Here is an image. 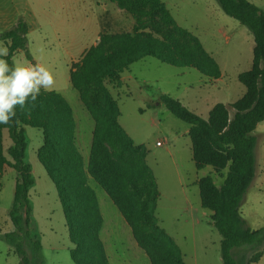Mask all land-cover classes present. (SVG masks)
Masks as SVG:
<instances>
[{"label": "trees", "instance_id": "trees-1", "mask_svg": "<svg viewBox=\"0 0 264 264\" xmlns=\"http://www.w3.org/2000/svg\"><path fill=\"white\" fill-rule=\"evenodd\" d=\"M110 1L133 15V31L102 32L99 43L89 48L70 71V84L79 91L81 102L95 122L88 163L76 145L73 110L56 91L41 89L35 107L31 102L24 109L17 107L14 120L0 124V168L8 166L17 173L8 212L13 229L0 233V238L13 247L18 264H44L42 234L31 202L36 178L26 158V127L42 133L37 158L58 194L74 264H111L100 237L104 220L90 179L105 191L131 227L150 264H185L178 245L157 223L160 195L146 164V149L136 145L120 126L117 102L104 83L120 87L123 73L148 57L176 68H193L215 79L221 76L220 66L199 38L176 24L162 0ZM216 1L226 15L246 26L254 37L252 67L238 77L246 87L245 94L230 105L216 104L207 120L178 99L163 95L160 100L190 126L188 135L196 169L210 166L216 174L227 170L220 186L211 175L197 182L201 206L212 213L213 225L222 236V263L258 264L264 256V227L250 228L241 206L257 174L254 132L264 121V11L249 0ZM27 34L28 25L22 18L0 33V40L9 48L10 65L11 56L20 50L31 60ZM5 131L12 142L9 158L3 147Z\"/></svg>", "mask_w": 264, "mask_h": 264}, {"label": "rangeland", "instance_id": "rangeland-1", "mask_svg": "<svg viewBox=\"0 0 264 264\" xmlns=\"http://www.w3.org/2000/svg\"><path fill=\"white\" fill-rule=\"evenodd\" d=\"M162 1L176 24L199 38L215 58L220 66V78L207 77L193 68L172 67L148 57L123 73L120 87L110 82L104 86L117 102L120 126L136 145L146 149V164L155 177L160 195L155 214L158 225L178 245L185 264H223L222 236L213 225L212 213L201 206L197 180L211 175L220 186L227 170L216 174L210 166L202 171L196 169L187 133L190 126L176 118L160 98L168 95L178 99L205 120L216 104L236 102L246 92L238 77L252 67L254 37L246 26L226 15L216 0ZM249 1L264 11V0ZM3 12L8 19L16 22L22 18L28 25L27 49L31 60L23 50L15 54L16 59L20 63L39 62L53 71L55 87L51 91L62 94L70 104L76 121L77 146L87 159L94 120L81 102L79 91L70 84V71L102 32H132L133 15L110 0H0V13ZM0 43L6 46L4 41ZM230 113L233 114L231 108ZM25 129L29 141L26 158L36 178L31 202L36 226L43 235L44 264H74L58 194L37 158L43 144L42 133L31 127ZM254 135L257 137V174L241 213L249 227L257 230L264 227V121L259 123ZM158 142L162 147L157 146ZM11 145L5 131L3 147L7 158ZM16 180L15 170L8 166L0 168V233L13 229L8 212ZM88 182L105 220L102 239L108 248L110 263L150 264L146 252L137 244L105 191L92 179ZM18 263L13 247L0 238V264ZM258 264H264V256Z\"/></svg>", "mask_w": 264, "mask_h": 264}, {"label": "clouds", "instance_id": "clouds-1", "mask_svg": "<svg viewBox=\"0 0 264 264\" xmlns=\"http://www.w3.org/2000/svg\"><path fill=\"white\" fill-rule=\"evenodd\" d=\"M9 48L0 43V124L7 125L17 115L16 109L35 102L41 93L55 87L54 73L42 63H20L12 55L8 62ZM259 128V124L257 126Z\"/></svg>", "mask_w": 264, "mask_h": 264}, {"label": "crops", "instance_id": "crops-1", "mask_svg": "<svg viewBox=\"0 0 264 264\" xmlns=\"http://www.w3.org/2000/svg\"><path fill=\"white\" fill-rule=\"evenodd\" d=\"M16 22H15V20H10V19H8V17L4 14V12L3 13H0V28L3 30V31H5V30H8V29H10L14 24H15ZM99 38V37H98ZM99 40V39H98ZM98 42V41H97ZM97 42L93 45V46H95L96 44H97ZM91 48V47H90ZM89 48H87V49H85L84 50V52L81 54V57L85 54V52L88 50ZM80 57V58H81ZM77 61H75V63H76ZM67 100V99H66ZM92 127V138H93V130H94V127H95V122H94V126H91ZM189 132V129L187 130V133ZM75 139H76V145H77V138H76V134H75ZM91 145H92V140H91V143H90V151H91ZM158 146V145H157ZM78 147V146H77ZM159 147H162V146H159ZM79 150H80V148H79ZM81 152V151H80ZM81 154H82V152H81ZM82 156H83V154H82ZM89 157H90V154H89V156H88V158L87 159H85V157L83 156V159H84V162H85V164H87L88 163V161H89ZM204 170V169H203ZM199 171H202V170H199ZM198 180H199V178H198ZM197 180V181H198ZM89 183V182H88ZM89 185H90V183H89ZM36 186V185H35ZM32 191V190H31ZM108 196V195H107ZM109 197V196H108ZM111 200V199H110ZM115 206V205H114ZM116 207V206H115ZM34 208V207H33ZM121 214V213H120ZM49 217H52V213H50V215H49ZM123 217V216H122ZM103 220H104V218H103ZM125 220V219H124ZM127 223V222H126ZM127 225H128V223H127ZM129 226V225H128ZM130 227V226H129ZM104 228H105V220H104V222H103V227H102V229H101V239H102V233H103V231H104ZM130 229H131V227H130ZM40 231V230H39ZM132 231V230H131ZM41 232V231H40ZM42 234V233H41ZM133 235V234H132ZM128 238H130V237H128ZM103 240V239H102ZM42 243H43V235H42ZM103 243H104V245H105V249H106V252H108V248H107V246H106V244H105V242H104V240H103ZM43 248H44V245H43ZM108 254V253H107ZM108 256V255H107ZM108 259H109V257H108ZM110 261V260H109Z\"/></svg>", "mask_w": 264, "mask_h": 264}, {"label": "built area", "instance_id": "built-area-1", "mask_svg": "<svg viewBox=\"0 0 264 264\" xmlns=\"http://www.w3.org/2000/svg\"><path fill=\"white\" fill-rule=\"evenodd\" d=\"M157 145H158V146H162V143H161V142H158Z\"/></svg>", "mask_w": 264, "mask_h": 264}, {"label": "water", "instance_id": "water-1", "mask_svg": "<svg viewBox=\"0 0 264 264\" xmlns=\"http://www.w3.org/2000/svg\"><path fill=\"white\" fill-rule=\"evenodd\" d=\"M99 43V40H98V42H97V44Z\"/></svg>", "mask_w": 264, "mask_h": 264}]
</instances>
